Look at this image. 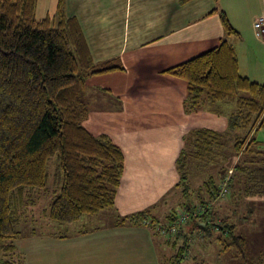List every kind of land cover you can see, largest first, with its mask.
Segmentation results:
<instances>
[{"label": "trees", "instance_id": "16d2710c", "mask_svg": "<svg viewBox=\"0 0 264 264\" xmlns=\"http://www.w3.org/2000/svg\"><path fill=\"white\" fill-rule=\"evenodd\" d=\"M37 3L0 0V264H26L8 254L21 237L14 196L28 188H45L53 157L58 155L62 183L49 216L60 225H73L85 215L113 207L124 171L122 149L108 135H94L83 124L89 114L83 97L86 79L118 66L93 61L79 22L65 13V0H58L55 13L43 18L36 14ZM220 16L227 35L239 34L224 12ZM167 72L187 81V112L205 102L235 105L226 132L195 130L178 157L179 197L190 212L188 221L193 220L196 228L209 221L221 232L217 238L222 251L235 248L243 264H264V251L253 259L245 236L213 207L197 214L199 205L220 196L221 183L204 180L187 196L190 171L212 162L229 139L238 155L255 151L264 126V84L240 74L236 50L228 39ZM134 216L139 222L150 217L148 211ZM176 218L177 212L168 217Z\"/></svg>", "mask_w": 264, "mask_h": 264}, {"label": "crops", "instance_id": "0c3cea01", "mask_svg": "<svg viewBox=\"0 0 264 264\" xmlns=\"http://www.w3.org/2000/svg\"><path fill=\"white\" fill-rule=\"evenodd\" d=\"M221 12L239 34H226ZM65 13L79 22L93 61L118 66L86 79L83 124L122 149L124 171L112 217L62 236L31 233L19 248L29 250L26 264H164L174 242L134 215L167 223L185 208L177 162L185 140L201 128L226 132L234 110L205 102L187 112L188 83L167 69L228 39L240 74L264 84V37L253 27L264 0H65Z\"/></svg>", "mask_w": 264, "mask_h": 264}, {"label": "rangeland", "instance_id": "374dc122", "mask_svg": "<svg viewBox=\"0 0 264 264\" xmlns=\"http://www.w3.org/2000/svg\"><path fill=\"white\" fill-rule=\"evenodd\" d=\"M57 3L58 0H38L37 16L43 18L53 15ZM232 106L234 109L233 103ZM257 138L260 142L254 144L255 151L253 153L246 151L240 155L234 150L232 140L229 139L228 146L221 149V152L213 157L212 162L190 171L187 186L189 190L187 196L191 197V193L200 189L204 180L214 178L216 182L221 183L222 178L229 179L228 197L216 196L209 202L219 217L226 218L228 224L235 226L236 231L245 236L250 256L255 260L264 251V126L259 130ZM246 145L247 143L244 148ZM240 165L244 167L241 168ZM61 183L62 171L57 155L48 163L45 188H28L23 193L15 194L13 205L17 213L16 219L20 221L18 229L21 237L14 241L16 246L14 252L8 253L13 257L11 259L28 263L29 250L19 247L27 244V237L33 231L39 234L49 232L68 234L76 230L90 229L95 226L97 220L115 214L110 208L96 214L85 215L73 225H60L50 221V206ZM182 227L185 234H177L170 238L162 235L154 227L166 241L174 242L171 244L173 255L166 259L164 264H243L235 248L222 251L221 242L217 238L221 232H217L209 221L204 228H196L193 220L184 223Z\"/></svg>", "mask_w": 264, "mask_h": 264}, {"label": "built area", "instance_id": "2783aa9c", "mask_svg": "<svg viewBox=\"0 0 264 264\" xmlns=\"http://www.w3.org/2000/svg\"><path fill=\"white\" fill-rule=\"evenodd\" d=\"M253 27H254L255 36L259 39H262L264 37V13L254 21ZM228 186H229V179H224L221 182V191L219 194L220 196L227 197L229 193ZM206 210H210V211L212 210L211 203L206 205H199L197 209V214L206 212ZM190 217H191L190 212H187L185 208L182 207L179 208L177 212V218L175 220H172L167 223L165 222V223L154 224L152 222V219H145L144 223L153 224L158 232H160L165 237L167 236L168 238H170L177 235L180 231L183 230L182 227L183 224L186 223Z\"/></svg>", "mask_w": 264, "mask_h": 264}]
</instances>
